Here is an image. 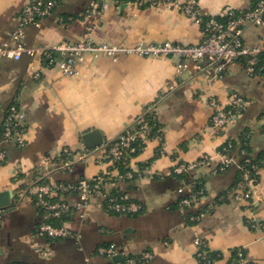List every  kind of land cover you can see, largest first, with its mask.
<instances>
[{
    "label": "crops",
    "instance_id": "1",
    "mask_svg": "<svg viewBox=\"0 0 264 264\" xmlns=\"http://www.w3.org/2000/svg\"><path fill=\"white\" fill-rule=\"evenodd\" d=\"M28 1L0 0V44L12 41ZM90 1L57 0L53 12L38 25L24 27L22 41L30 47L48 48L90 33L94 40L108 43L169 40L194 44L204 35L202 26L177 7L110 4L97 14H87ZM195 1L202 17L225 18L229 9L250 8L256 0ZM242 38L250 46H264V24L245 25ZM245 61L225 63L220 70L218 62L186 61V68L177 71L175 58L120 54L116 60L85 57L77 62L76 73L65 75L56 62L39 55L0 58V130L12 103L24 112L26 126L23 146L0 140L5 151L0 191L10 192L9 204L0 207V264H85L86 258L93 264H108L110 260L97 248L110 243L116 244V254L121 255L112 260L115 263L149 252L148 260L131 264H201L195 254L196 238L219 255L212 264H230L236 249L243 250L246 263L264 264V161L256 174L253 211L230 199L239 173L236 165L218 170L220 147L227 141L238 146L244 138L249 155L264 152V75L248 73ZM233 92L248 103L217 132L210 127L213 108L209 100L226 105ZM146 110L155 114L162 140H147L130 157L131 178H114L104 185L110 194L116 189L127 194L140 208L115 213L105 208L102 198L92 196L84 216L74 212L64 221L69 235L50 240L36 235L42 214L30 186L104 174L109 164L98 163L96 156L76 159L70 168H63V150L85 146L81 136L94 128L101 132L102 144L109 143ZM237 149L231 151L236 160ZM204 156V163L186 173L173 171L178 163ZM196 187L204 192L190 208H179V198L193 195ZM59 197L77 200L75 193ZM191 214L196 216L193 223ZM248 217L254 219V226L246 223Z\"/></svg>",
    "mask_w": 264,
    "mask_h": 264
},
{
    "label": "built area",
    "instance_id": "2",
    "mask_svg": "<svg viewBox=\"0 0 264 264\" xmlns=\"http://www.w3.org/2000/svg\"><path fill=\"white\" fill-rule=\"evenodd\" d=\"M56 4L57 0H29L21 10L18 27L11 35L12 41L0 44V58L19 59L22 53L33 57L39 55L49 63L56 62L61 73L65 75L76 73L77 62L85 57L98 58L106 56L116 60L120 54L148 58L166 56L176 59L177 71L186 68V61H191L195 64H201L206 61L218 62L217 69L220 70L225 63L238 60L239 58H246L245 69L248 73L264 75V66L258 69L255 68L258 54L264 52V46H250L242 38V31L245 25L264 24V0H256L254 5L247 9H229L224 19L214 16L203 19L199 14L195 0H183L181 2L177 0H91L86 11L87 14H97L108 8L110 4L116 6L134 4L139 7H177L202 26L204 35L200 42L194 44H180L169 40L161 42L138 41L131 44L125 42L108 43L94 40L90 33L84 39L75 42L63 41L48 48L30 47L24 44L22 41L24 27L28 24L38 25L42 18L53 12ZM209 101L213 108L210 127L217 132L239 115L248 103V100L234 92L230 94L226 105L219 103L214 98H210ZM146 112H150V110L140 114L136 118L135 123L131 127L126 128L112 144L105 143L93 148L82 145L77 150L65 148L61 154L62 167L68 169L76 159L96 156L98 163L105 162L109 164L107 172L104 174L114 172L116 170L114 167L115 163L122 160L126 153L134 152L137 148L138 144L136 143L138 140H141V143L149 140L148 134L151 126L143 118ZM262 114L264 116V103L262 105ZM24 119V112L19 106L16 103L10 104L0 131V140L3 143L13 142L18 146H23L25 144L24 133L26 131ZM156 138L159 141L161 140V136ZM236 148H238V160L231 153ZM220 153L222 154V161L218 166L219 171L226 170L232 164H235L240 172L239 180L230 191V199L241 204L244 210L253 211L257 202L256 187L258 179L256 174L258 166L241 145L235 146L231 141H227L220 147ZM4 157L5 151L0 148V163L4 160ZM205 160L206 157L204 156L191 163H178L174 166L173 171L178 174L186 173L204 163ZM261 161H264V152H262ZM101 175L94 179H79L74 182L50 183L41 181L33 183L29 191L35 196L36 206L43 210L42 221L37 227L36 235L43 238L46 236L60 238L69 235L64 223L54 225L48 219L74 212H80L84 216L92 196L102 198L105 208L111 212L124 213L136 211L140 208V205L132 202L125 193L120 196H113L107 192L104 189V185L109 181H113L112 177L108 176L107 181H104ZM132 176L133 173L130 170L124 173H118L116 170L113 177L116 180H124ZM178 191L181 192L182 188H179ZM203 192V189H200L193 195L181 196L178 200V207L181 209L190 208ZM68 193H75L77 200L69 202L59 197L60 194L66 195ZM56 196V199H50ZM190 218L194 219L196 216L191 214ZM246 223L252 227L254 226V219L248 217ZM194 243L197 260L201 264H211L212 259L208 256L206 243L198 238L195 239ZM117 249L115 243H110L99 246L97 252L111 259L117 253ZM150 257L151 254L149 252H143L138 260H148ZM134 261L135 259L128 257L123 263L113 264H131ZM85 264H93L91 258H86ZM234 264H247L241 250L237 251L234 257Z\"/></svg>",
    "mask_w": 264,
    "mask_h": 264
},
{
    "label": "trees",
    "instance_id": "3",
    "mask_svg": "<svg viewBox=\"0 0 264 264\" xmlns=\"http://www.w3.org/2000/svg\"><path fill=\"white\" fill-rule=\"evenodd\" d=\"M202 18L205 19L204 17H202ZM222 19H224V18H222ZM257 58H258V60H257V63L255 65L256 69L264 66V52L259 53ZM143 118L151 126L150 133L148 134V139L156 138L157 136H161L160 126H159V123H158V121L156 119L155 114L153 112H146L143 115ZM1 129H2V127H1ZM115 140L109 142V144H112ZM231 142L235 146L237 145L236 142H234L232 140H231ZM136 144H138V145H137V148H136V150L134 152L126 153V156L122 160H120V161L115 163L114 167L116 168L118 173H124V172L129 170L128 162H129L130 157L135 156L136 154H138L141 151V149L144 147V145H145V143H141V140H138V142ZM240 145H241L242 148L245 149L246 152L248 151L247 150V146L245 145V139L244 138H241ZM248 153H250V152L248 151ZM250 157L253 159V162L258 166L260 161H261V159H262V153H259L256 156H253V155L250 154ZM239 174H240V172L237 173L235 183L239 180V177H240ZM101 176L103 177L104 181H107V177L109 176V174H102ZM114 178L115 177H113L112 180H114ZM235 183L233 184V186L235 185ZM198 190H200V189L197 188L195 191H198ZM111 195L120 196L121 192L118 191V189H116L113 192H111ZM33 198H34V201H35V196L34 195H33ZM56 198H57V196L56 197H52L50 199L52 200V199H56ZM38 209H39L40 213L42 214L43 210L41 208H38ZM69 216H70V214L66 213V214H62V215H60L59 217H56V218H54V217L50 218V219H48V221L51 222L54 225H60L61 223H64V221H66ZM189 219H190V217H189ZM195 221H196V219H190V222H192V223L195 222ZM45 239L46 240H50V239H54V238L46 236ZM207 250H208V256L212 259V261H211V264H212L219 257V255L217 253H215V252L210 251L208 248H207ZM238 250H241L243 252L242 249L234 250L233 253H232L230 264H234V257L236 256V253H237ZM243 254H244V252H243ZM131 258H133V259H135V261H137L139 256L131 257ZM109 260H110L109 264L115 263V262L112 261V259H109ZM121 263H123V262H121ZM247 264H252V263H247Z\"/></svg>",
    "mask_w": 264,
    "mask_h": 264
},
{
    "label": "water",
    "instance_id": "4",
    "mask_svg": "<svg viewBox=\"0 0 264 264\" xmlns=\"http://www.w3.org/2000/svg\"><path fill=\"white\" fill-rule=\"evenodd\" d=\"M81 138L86 147H94V146L101 145L103 143L102 134L96 128L84 132ZM9 198H10L9 191H6V190L0 191V207L9 204V201H10ZM118 258H121V255L115 254L112 257V260L117 261Z\"/></svg>",
    "mask_w": 264,
    "mask_h": 264
}]
</instances>
